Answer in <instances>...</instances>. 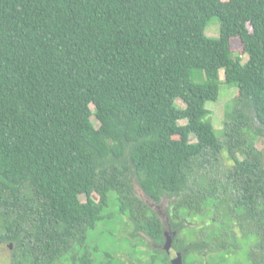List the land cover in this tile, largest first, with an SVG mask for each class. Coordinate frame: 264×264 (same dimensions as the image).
Segmentation results:
<instances>
[{
    "label": "trees",
    "instance_id": "16d2710c",
    "mask_svg": "<svg viewBox=\"0 0 264 264\" xmlns=\"http://www.w3.org/2000/svg\"><path fill=\"white\" fill-rule=\"evenodd\" d=\"M223 84L238 89L226 144L207 108ZM255 135L264 0H0V241L13 264H114L89 240L120 219L134 228L132 264H170L162 219L134 184L170 200L185 264H264ZM225 147L232 166L208 170Z\"/></svg>",
    "mask_w": 264,
    "mask_h": 264
},
{
    "label": "rangeland",
    "instance_id": "374dc122",
    "mask_svg": "<svg viewBox=\"0 0 264 264\" xmlns=\"http://www.w3.org/2000/svg\"><path fill=\"white\" fill-rule=\"evenodd\" d=\"M206 34L209 37H218L220 34V21L218 18L214 17L209 25L206 28ZM232 48L234 53L238 56L240 55L243 58V62L248 60L246 55H242V45L241 41L238 38L232 40ZM221 79L224 80V70L220 71ZM238 97V89L237 88H230L227 85L223 84L220 89V95L217 101H210L207 103V108L211 111L208 119L213 123L214 127L219 131V135L221 140L224 144H226V136L223 133L225 128V122L231 117L233 109L237 103ZM177 104L179 107L184 108L185 104L179 99L177 100ZM95 125L98 127L100 124L98 120L93 118ZM181 124H185L186 121H181ZM254 128H256V122L253 124ZM253 128V131H254ZM229 139V138H228ZM194 141V137L192 138ZM256 145L260 151L263 152L262 158L264 159V139L261 136L255 135ZM228 147H225L222 152V156L219 157L217 162L209 163L208 170H220L228 169L232 166V161L228 158ZM237 156L240 159H243V154L238 151ZM135 193L150 207L154 208L157 211L166 212V207L170 203L169 199H164L162 204H155L154 202L150 201L138 184H134ZM93 197L98 200L99 196L95 193ZM80 199L82 202L87 201V197L85 195H81ZM113 207V206H112ZM109 208L110 211H114V208ZM124 219H120L117 227L114 225L106 224L104 226V230L102 233L97 231L90 236L89 245L91 247L97 248L99 250V259L102 262L108 261V258L105 256L106 253L115 254L119 259L114 262V264H132L135 262V259L129 255L130 244L128 239L131 238V233L134 231V228H127V230L123 229ZM193 226V224H192ZM140 236L145 240V242L149 241V238L143 234ZM128 238V239H127ZM133 241V240H132ZM141 249H145L143 245L140 246ZM14 251V246L9 243H3L0 241V264H13L12 259V252Z\"/></svg>",
    "mask_w": 264,
    "mask_h": 264
},
{
    "label": "flooded vegetation",
    "instance_id": "af4514ba",
    "mask_svg": "<svg viewBox=\"0 0 264 264\" xmlns=\"http://www.w3.org/2000/svg\"><path fill=\"white\" fill-rule=\"evenodd\" d=\"M157 214L161 217L162 219V223H163V228H164V234H167V236H171L173 232H176L177 234V231H173L172 229V226L170 224V221H169V217H168V213L167 212H163V211H156ZM165 236V235H164ZM165 240V239H164ZM159 249H162L164 250L165 252H167L165 249H164V244L159 246ZM178 251H176L173 246L170 250V252H167V254H169L170 256V262L172 261L173 258H175V256L177 255ZM171 264V263H170Z\"/></svg>",
    "mask_w": 264,
    "mask_h": 264
},
{
    "label": "water",
    "instance_id": "95a60500",
    "mask_svg": "<svg viewBox=\"0 0 264 264\" xmlns=\"http://www.w3.org/2000/svg\"><path fill=\"white\" fill-rule=\"evenodd\" d=\"M165 242H164V249L167 252H170L173 243H174V237L176 235V232H173L171 236H167V234H164ZM171 264H185L183 260V255L181 252H178L175 258L172 259Z\"/></svg>",
    "mask_w": 264,
    "mask_h": 264
}]
</instances>
